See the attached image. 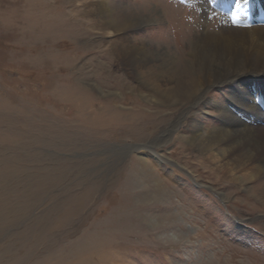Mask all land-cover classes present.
Here are the masks:
<instances>
[{"label": "rangeland", "instance_id": "obj_1", "mask_svg": "<svg viewBox=\"0 0 264 264\" xmlns=\"http://www.w3.org/2000/svg\"><path fill=\"white\" fill-rule=\"evenodd\" d=\"M93 1L0 0V264H264V175L206 168L185 125L152 146L188 102L148 101L120 54L142 41L183 63L204 25L239 26L233 5L108 0L150 19L105 36ZM227 86L194 118L248 122V102Z\"/></svg>", "mask_w": 264, "mask_h": 264}, {"label": "bare ground", "instance_id": "obj_2", "mask_svg": "<svg viewBox=\"0 0 264 264\" xmlns=\"http://www.w3.org/2000/svg\"><path fill=\"white\" fill-rule=\"evenodd\" d=\"M109 1L96 0L91 4L92 14L101 21L99 31L102 35L113 36L128 30L137 32L141 24L150 19L143 12L122 17L123 10L112 6ZM218 1L233 5L236 11L234 0ZM156 9L153 7L154 12ZM236 21L239 26L221 28L218 32L210 31L204 25V30L189 41V52L183 53L188 55V60L183 63L180 52L171 53L163 45L147 46L145 42L133 40L134 43H125L120 51L125 63L134 70L132 75L138 79L137 88L143 96L149 97L148 101L160 106L188 102V106L174 116L176 120L168 123V128L158 131L151 145L161 146L159 144L169 141L175 130L183 125L191 127L190 135L185 137L190 148L198 150L203 157L202 163H207L206 168L213 167L220 176L228 175L232 181L240 179L243 174L252 179L264 175V112L261 109L264 108V0L242 3ZM168 58H171L170 62H167ZM220 84H228L230 98L248 102L252 112L248 122L240 118L238 121L234 119L230 125L225 119L221 128L194 118L193 115L210 101L209 91ZM212 105L226 114L225 102H213ZM131 147L138 149L142 145L126 144V152ZM157 181L161 182L155 180L154 183L158 184ZM156 191L161 195L165 192L161 187Z\"/></svg>", "mask_w": 264, "mask_h": 264}, {"label": "snow or ice", "instance_id": "obj_3", "mask_svg": "<svg viewBox=\"0 0 264 264\" xmlns=\"http://www.w3.org/2000/svg\"><path fill=\"white\" fill-rule=\"evenodd\" d=\"M242 3L244 5H246L248 3V0H234V6H235V9H236V11H233V13H232V17H233V21L234 22L238 18V12L242 8Z\"/></svg>", "mask_w": 264, "mask_h": 264}]
</instances>
